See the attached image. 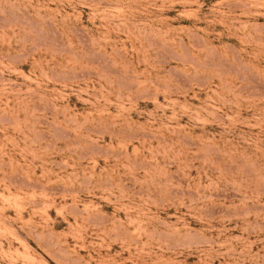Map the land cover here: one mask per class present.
Wrapping results in <instances>:
<instances>
[{
    "label": "rangeland",
    "instance_id": "1",
    "mask_svg": "<svg viewBox=\"0 0 264 264\" xmlns=\"http://www.w3.org/2000/svg\"><path fill=\"white\" fill-rule=\"evenodd\" d=\"M0 264H264V0H0Z\"/></svg>",
    "mask_w": 264,
    "mask_h": 264
}]
</instances>
